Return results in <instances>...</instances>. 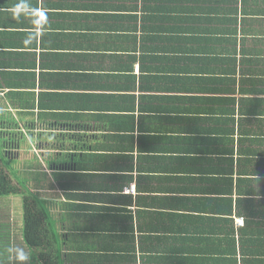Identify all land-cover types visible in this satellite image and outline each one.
Listing matches in <instances>:
<instances>
[{
	"label": "crops",
	"instance_id": "obj_1",
	"mask_svg": "<svg viewBox=\"0 0 264 264\" xmlns=\"http://www.w3.org/2000/svg\"><path fill=\"white\" fill-rule=\"evenodd\" d=\"M21 2L0 0V123L22 131L11 148L20 159L27 142L45 177L34 185L56 189L52 214L66 200L90 205L92 227L77 235L85 249L133 233L138 264H228L220 218L214 241L189 220L212 212L232 167L245 195L235 228L264 222V0H238L244 39L231 75L212 48L192 71L163 62L140 28L131 36L130 18L117 21L116 0H24L8 11Z\"/></svg>",
	"mask_w": 264,
	"mask_h": 264
},
{
	"label": "trees",
	"instance_id": "obj_2",
	"mask_svg": "<svg viewBox=\"0 0 264 264\" xmlns=\"http://www.w3.org/2000/svg\"><path fill=\"white\" fill-rule=\"evenodd\" d=\"M116 5L112 11L117 12V21L123 22L125 18H130L132 22L131 36L135 38V32L140 28L144 41L157 43L154 47L156 50L151 48L157 52L156 57H161L166 63L184 62L186 67L179 66V72L199 67V57L205 50L212 48L210 51L213 53L208 57L211 60L217 59L220 64L227 62L226 75L234 74L229 60L241 51L237 45L238 38L244 39L236 25L238 0H116ZM128 12L132 14L130 17ZM15 125L13 120L0 123V136L6 132V140L2 141L5 149L3 156L9 159L16 158L17 153L11 147L19 143L17 140L22 134ZM38 144L45 146V137ZM230 163L234 164L232 160ZM235 176L237 177L231 167L227 177L229 190L212 191L216 194L208 199L213 207L212 212L202 216L200 213L197 219L191 216L189 222L202 229L200 232L208 233L207 236L214 241L217 234L213 225L216 223L215 219L220 218L228 230V237L225 239L228 264H264V222H251V216H248L242 228H235V216L242 209L240 205L237 209V203L245 198L242 191L235 189ZM56 177L60 179V175ZM257 180L260 182L264 179ZM55 192L56 189L37 185L27 184L26 187L12 177L4 159L0 158V264H18L9 259L10 247L17 251L24 249L29 254V260L24 264H138L141 256L133 251L130 236L133 233H111L103 237L105 246L109 242L110 247L85 249L83 242L87 239L77 235L92 227L91 218L96 216L84 213L83 210L90 205H77L67 200L60 215L54 216L48 198L55 197ZM238 192L239 200L236 197ZM64 194L68 198L77 196L75 193L69 195L65 189ZM15 198L22 203L14 204L17 202ZM221 202L226 205H221ZM241 214L244 216L243 212ZM112 224L111 232L118 229L117 223ZM152 226L149 224L148 229L143 231H176L159 228L153 230Z\"/></svg>",
	"mask_w": 264,
	"mask_h": 264
},
{
	"label": "rangeland",
	"instance_id": "obj_3",
	"mask_svg": "<svg viewBox=\"0 0 264 264\" xmlns=\"http://www.w3.org/2000/svg\"><path fill=\"white\" fill-rule=\"evenodd\" d=\"M3 140L0 137V158L4 159L6 167L12 174L13 178L18 180L19 182H22L26 187H27V184H29V186H33L34 184L39 183L40 181L44 180L45 178L44 175L40 174L39 172L35 170L34 159L32 160L31 158L28 157L27 142H23L21 145L23 148V151H22V156L20 159L17 156L15 159H9V158H5L2 153V146H3L2 141ZM15 199L17 200V202L15 201L14 204L21 202L17 198ZM52 207L55 212L58 210V208L55 207L54 204L52 205Z\"/></svg>",
	"mask_w": 264,
	"mask_h": 264
},
{
	"label": "clouds",
	"instance_id": "obj_4",
	"mask_svg": "<svg viewBox=\"0 0 264 264\" xmlns=\"http://www.w3.org/2000/svg\"><path fill=\"white\" fill-rule=\"evenodd\" d=\"M26 7H28V5L24 3V0H22L20 4L15 5L13 9H9L8 11L15 12L16 9H23ZM8 253H9V259L13 261H17L18 264H24V262L29 260V254L24 249H20L17 251L10 247L8 249Z\"/></svg>",
	"mask_w": 264,
	"mask_h": 264
}]
</instances>
